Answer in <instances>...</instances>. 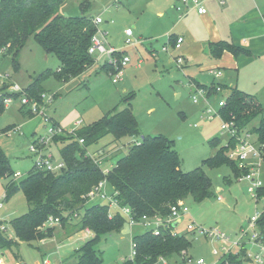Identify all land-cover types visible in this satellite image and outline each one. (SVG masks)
I'll list each match as a JSON object with an SVG mask.
<instances>
[{
  "label": "rangeland",
  "instance_id": "rangeland-1",
  "mask_svg": "<svg viewBox=\"0 0 264 264\" xmlns=\"http://www.w3.org/2000/svg\"><path fill=\"white\" fill-rule=\"evenodd\" d=\"M82 1L89 2L86 15L102 19L97 29L105 34L106 41L117 49L125 50L131 60L124 69L123 78L114 83L109 74L97 65H91V68L68 81L48 75L41 80L40 86L45 93L53 94L54 98L46 104L44 115H30L28 106L21 103V94L42 72L56 71L59 67L58 59L53 54H47L33 36H29L19 50L17 64L12 62L9 54L0 56V88L6 83L7 91L17 94L11 97L0 114V148L10 168L21 174L16 182L25 178L34 165L35 155L30 151L33 140L39 137L47 139L42 151L51 153L55 160L60 159L58 148L61 143L53 141L52 134H49L51 121H47L45 116L57 122L63 134H71V131L100 119L113 108H124L127 104L124 99L131 96L130 107L138 122L140 134L122 137L115 148L109 142L111 136L106 135L87 146V154L104 151L105 158L101 155L98 159L100 167L106 171L125 155L128 145L138 142L144 135L160 134L173 140L174 149L180 158V169L184 172L200 166L203 159L213 155L218 147L210 146L211 139L219 138L222 145L227 140V137L220 135V118L215 116L211 120L206 119L203 113L204 101L200 99L197 104L191 101L194 90L192 79L207 86L212 81L227 87L236 86L254 95L261 104L264 116L263 55H239L242 60L238 66L231 70L215 69L221 76L214 80L210 67L216 60L212 56L204 55L200 60L206 62H195L179 69L174 63L165 61L166 55L161 48L166 37L161 33L168 25L176 24L179 12L173 8L175 0H66L59 13L66 17L81 15ZM126 28L132 30V43L129 45L126 44L127 37L124 34ZM151 47L155 50L154 55ZM137 59H141L140 64ZM102 61H98L100 65ZM13 85H17L19 91L11 90ZM227 93L228 90H225L212 96L209 99L210 105L216 108L218 101L225 98ZM258 120L256 118L252 121L245 130L257 126ZM77 122L80 124L76 125ZM6 127L10 128L8 132L4 131ZM250 140H256L254 134ZM203 170L211 179L212 195L200 202L185 198L187 213L176 231L179 234L185 233L191 241L188 256L193 260L203 258L205 264H214L218 256L212 254L213 245L202 235L187 232V224L194 221L205 227L217 226L230 239H235L239 230L246 227L247 219L260 208V202L255 201L248 191L249 182L239 179L227 165L203 167ZM259 174L264 184V159L260 160ZM7 181L0 177V221L6 226V235L15 241L9 222L27 212L28 204L19 188L4 198ZM104 189L107 193L111 190L108 184ZM96 202L106 203L107 200L97 199ZM109 211L113 213L115 208L110 206ZM74 222L73 218L64 227L55 224L53 236L43 241H17V245L10 248L0 247L1 264H43L45 259L50 264L73 263L74 250L91 237L85 230H75ZM145 230L138 223L131 226L130 233L111 232L104 235L95 246L101 251L102 264L122 263L131 255L132 237ZM247 250L252 254L256 252L250 246ZM176 260L179 257L175 255L166 259L168 264H174ZM241 264L256 263L250 259L243 260Z\"/></svg>",
  "mask_w": 264,
  "mask_h": 264
},
{
  "label": "trees",
  "instance_id": "trees-1",
  "mask_svg": "<svg viewBox=\"0 0 264 264\" xmlns=\"http://www.w3.org/2000/svg\"><path fill=\"white\" fill-rule=\"evenodd\" d=\"M65 1L0 0V56L9 54L12 62L17 64L19 50L27 38L33 36L47 54H53L59 61L56 71L42 72L23 91L29 98L41 101L40 94L45 91L40 82L48 75L68 81L95 62L88 53L91 37L97 30L94 17L85 13L89 2H81V15L66 17L59 13ZM174 42L175 39L171 37L170 43L173 45ZM224 51L235 57L249 55L248 50L228 41L210 42L207 45V53L214 58H219ZM121 53L126 51L118 52ZM100 69L108 74L114 70L107 62L101 63ZM211 84L196 83L197 86L209 88ZM221 86L228 90L225 105L219 110L222 117L233 120L238 132L247 131L255 135L256 142L264 143V116L257 98L236 86ZM16 95L7 91L6 83L2 84L0 114L5 109L4 99ZM129 98L131 96L124 99L127 103L124 108L111 109L100 119L75 129L73 134L53 136L55 143H61L58 150L65 166L60 172L38 170L33 166L25 178L16 182L15 172L0 148V177L8 180L4 187V198L19 188L28 204L27 212L9 222L15 241L6 235V226L0 221V225L4 226V230L0 229V247L10 248L17 245V241H43L52 237L55 231L54 225L44 226L49 217L58 218L61 227L74 218L75 230H88L92 236L74 250L72 256H75V261L68 264H102L101 251L95 247L97 242L106 234L121 232L126 217L118 210L111 213L108 202H96L99 198L88 200L87 193L100 181L105 180L111 188L109 193L118 205L129 208L130 215L139 220L143 215L164 218L169 214L171 205L187 197L196 202L210 197L212 182L203 167L227 165L237 177L247 172V168L239 167L235 160L228 157L234 146L232 137L223 145L219 138L211 139L210 146L218 147L213 155L203 159L200 166L184 172L180 169V158L174 149L173 140L160 134L144 135L138 142L131 143L125 155L104 171L98 157L103 155L105 158L106 153L99 151L91 156L87 154L86 148L106 135L111 136L109 142L115 148L122 137L140 134ZM29 114L34 115L30 110ZM256 118H259L257 126L245 130ZM9 129L6 127L4 131ZM79 139L83 142L80 143ZM32 142H36V139ZM258 193L264 195V185ZM257 225L264 242V214L258 218ZM171 230L172 226H161L158 234L146 229L133 236L131 242L135 254L132 259L125 258L120 264H155L159 257H178L182 251H188L191 241L185 233L172 235ZM246 250L244 245L238 252L219 259L216 264H241L243 260L248 261L250 258L246 256Z\"/></svg>",
  "mask_w": 264,
  "mask_h": 264
},
{
  "label": "built area",
  "instance_id": "built-area-1",
  "mask_svg": "<svg viewBox=\"0 0 264 264\" xmlns=\"http://www.w3.org/2000/svg\"><path fill=\"white\" fill-rule=\"evenodd\" d=\"M181 2L184 5H187L188 3L192 4L197 9L199 14H204L206 12L204 7L199 6L197 0H181ZM176 9L183 12L182 6H177ZM93 22L96 26H98V24L102 23V19L99 16H96L94 17ZM124 33L127 37L126 44H131L132 41L130 39V36L132 35V30L130 28H126ZM182 41L183 37L179 36L175 39L173 45L167 44L163 46L162 51L168 52L170 47L174 50H178L181 46ZM121 51H123L121 48L117 49L114 46H111L106 41L105 34L100 32L98 29L92 35L90 45L88 47V53L94 57L95 62L103 60L102 63L107 62L110 66L113 67L114 70L112 72H109V77L112 82L121 80L124 74V69L130 61L128 54H118V52ZM174 60L178 68H181L184 64V58L181 55L175 56ZM211 70L214 80H218V78L221 76V73L215 69ZM193 89L194 90L193 94L191 95V101L194 104H197L198 101L202 99L205 104L203 113L205 114L206 119L211 120L215 116H218L221 120L220 135L223 137H227V139L231 137L233 138L234 146L229 151L228 157L235 160L238 163L239 167L247 168V172L240 176L239 179H243L249 182L250 186L248 187V191L255 199V201L260 202V208L256 209L254 214L247 219L246 227L239 230V234L235 239H230V237L227 236V234L217 226L205 227L195 223L194 221H190L187 224V231L191 232L192 234L202 235L207 241H209L213 245L212 254L214 256H218L217 261L221 258L227 257L231 253L238 252V250L245 245L246 249L248 246L256 249V252L254 254L246 250V256L252 259L256 264H264V242L260 238V231L257 225L258 218L262 214H264V195H259L258 193L259 188L264 185L260 179L259 174L260 160L263 159L264 155V143L256 142V140H250L252 134L248 133L247 131L238 132L236 127L234 126L235 124L233 120H227L222 117V115L219 113V110L225 105V98H222L218 101L216 108L210 105L209 99L212 96H217L218 94L225 91L221 86V83L213 81V83L211 84V88L200 87L193 84ZM11 90L19 91V87L17 85H13L11 87ZM40 97L41 101L35 98H29L24 94V92H22L21 103L22 105L28 106L29 110L32 113L44 115L45 106L53 100L54 95L42 92L40 94ZM10 101L11 96H8L4 99V104L6 105ZM45 119L47 121H51L49 134H52V136L63 134L62 130L57 127V124H54L51 118H47L45 116ZM79 124V122L76 123V125ZM73 132L74 130L70 133L73 134ZM46 142L47 139L42 137L37 138L36 142H32L30 151L35 155L33 166L38 170H44L53 173L60 172L65 166L64 162L62 159L55 160L51 153H44L42 151ZM79 142L82 143L83 140L79 139ZM95 155L96 153L91 156ZM20 175L21 174L17 172L14 174V178H17ZM106 184V181L102 180L97 185H95L86 195L88 200L93 201L97 198H99L100 200H107L110 206H113L115 210L120 211L126 217V221L128 222L130 228L132 225L139 223L146 229L151 230L154 234H158L159 228L161 226H172L171 234H177V226H173V223L176 220H179L180 222L182 217L187 213V208L184 201H178L176 204L171 205L169 214L164 218L160 217L159 215H153L151 217L143 215L139 220H136L130 215L129 208L120 207L117 201L112 197V195L105 191L104 188ZM217 199L220 200V197L218 196ZM55 224H59L58 218L49 217L44 226H52ZM0 229L4 230V226L0 225ZM133 247L134 245L131 242V255L128 257L129 259H132L135 254ZM178 257L179 260H176L174 264H205L203 258L193 260L190 256H188L187 251H182ZM217 261L214 264H216ZM1 263L2 260L0 258V264ZM43 264L50 263L44 260ZM155 264L168 263L165 258L159 257Z\"/></svg>",
  "mask_w": 264,
  "mask_h": 264
},
{
  "label": "crops",
  "instance_id": "crops-1",
  "mask_svg": "<svg viewBox=\"0 0 264 264\" xmlns=\"http://www.w3.org/2000/svg\"><path fill=\"white\" fill-rule=\"evenodd\" d=\"M197 1L199 6L205 8L206 12L204 14H199L197 9L190 3L184 5L181 0H175V3H173V8L178 11L179 14L176 18V24L172 23L162 31L161 34H165L166 37V41L163 43L162 47L167 44L172 45L170 43L171 37L176 39L181 36L183 37V41L178 50H174L170 47L168 52H166L162 51L161 48V51L166 55L167 60L165 61L167 63H174L176 65L174 58L177 55H181L184 58L182 67L188 64L191 65L195 62H206L207 60L200 59H202L204 55L211 57V55L207 53V45L210 42L221 40L232 42L248 50L249 54H259L258 57L264 56V0ZM177 6H182L183 12L177 10ZM159 14L162 15L161 13ZM154 51L153 47H151L152 54ZM126 54L128 53L126 52ZM240 57L241 56L235 57L230 52L224 51L219 58L211 57L216 61L212 62L211 66L213 68L210 67V69H235L242 60ZM137 62L140 64L141 59H137ZM96 65L100 67L98 61L94 62L92 66ZM191 82L196 85V83L200 81L192 79ZM123 90L126 89L124 88ZM180 222H178L176 226H178ZM86 232L92 236L91 232ZM45 260L49 262V260Z\"/></svg>",
  "mask_w": 264,
  "mask_h": 264
},
{
  "label": "water",
  "instance_id": "water-1",
  "mask_svg": "<svg viewBox=\"0 0 264 264\" xmlns=\"http://www.w3.org/2000/svg\"><path fill=\"white\" fill-rule=\"evenodd\" d=\"M179 220H176L174 223H173V226H176L178 224ZM121 233L125 234V233H130V227H129V224L127 221H125L123 223V226H122V229H121Z\"/></svg>",
  "mask_w": 264,
  "mask_h": 264
}]
</instances>
